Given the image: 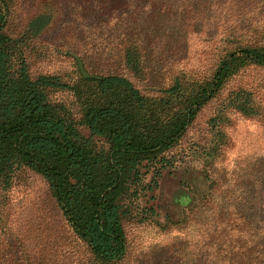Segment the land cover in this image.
Wrapping results in <instances>:
<instances>
[{
  "label": "trees",
  "instance_id": "trees-1",
  "mask_svg": "<svg viewBox=\"0 0 264 264\" xmlns=\"http://www.w3.org/2000/svg\"><path fill=\"white\" fill-rule=\"evenodd\" d=\"M186 2L39 0L23 32L10 36L5 28L12 0H0V218L14 173L29 169L45 181L64 224L89 254L72 260L67 255H24L25 246H20L1 251L0 264H126V222L155 220L161 228L172 222L165 214V224L156 221L164 172L184 169L182 160L168 153L230 79L249 67L264 69V9L235 26V9L224 6L216 13L219 32L196 31L211 38L204 56L213 54L212 59L195 55L156 70L149 52L155 49L159 26L173 23L178 9L186 11ZM58 23L61 48L78 55L71 56L72 79L30 71V42ZM97 23L109 27L111 47L100 59L108 69L80 52L89 26ZM71 32L76 33L72 41ZM186 33L184 45L187 36L196 34ZM56 93L69 94L70 106L58 101ZM225 98L222 109L245 117L259 113L250 91L229 89ZM222 109L209 121L214 141L201 147L207 157L220 149ZM255 210L264 213V205L239 213L236 221L248 225V212ZM260 236H251L257 252ZM212 256V264L220 262ZM229 256L233 259L226 264H264V255Z\"/></svg>",
  "mask_w": 264,
  "mask_h": 264
},
{
  "label": "rangeland",
  "instance_id": "rangeland-1",
  "mask_svg": "<svg viewBox=\"0 0 264 264\" xmlns=\"http://www.w3.org/2000/svg\"><path fill=\"white\" fill-rule=\"evenodd\" d=\"M38 1L12 0L5 28L7 34L18 36L23 32L27 17L36 9ZM186 3L185 12L178 9L173 15V23L166 28L164 24L159 26L161 29L152 44L155 49L149 52L156 70L168 69L174 62L195 55H200L202 60L212 59L213 54L204 56L210 48L206 41L211 38L196 31L207 29L210 35L216 29L219 32L220 14L216 13L224 6L235 9L231 13L235 26L246 24L264 9V0H189ZM187 18L190 22H186ZM59 25L30 42L27 50L31 56V74L74 77L71 56L78 55L73 49L61 48ZM105 26L104 23L90 25L84 47L80 48L82 57L90 56L102 69L110 67L101 66L100 62L111 47L109 27ZM193 30L195 36H187L188 42L184 45L186 32ZM73 35L76 33H70V41ZM158 51L161 56L154 58ZM236 88L252 93L259 104L258 114L245 117L231 108L222 109L227 105V91ZM55 98L68 106L72 103L67 93H56ZM221 109L224 120L218 126L223 135L218 143L220 149L216 156L207 157L201 147L206 149L214 141L209 121ZM82 133L86 134L83 130ZM168 154L186 165H182L185 170H177L173 175L165 171L160 181L156 221L165 224V214L172 222L166 223L165 228L159 227L155 220L143 224L134 220L126 222V264H212V255L220 259L214 264H226L233 259L229 255H264V213L248 212L250 220L246 226L236 221L239 213L264 205V69L249 67L230 79L221 95L200 110ZM245 195L249 199L241 200ZM4 198L0 253L25 246L24 255H67L71 260L89 255L72 237L38 174L26 168L15 172ZM257 233L261 234L258 237L260 253L253 250L251 237Z\"/></svg>",
  "mask_w": 264,
  "mask_h": 264
},
{
  "label": "water",
  "instance_id": "water-1",
  "mask_svg": "<svg viewBox=\"0 0 264 264\" xmlns=\"http://www.w3.org/2000/svg\"><path fill=\"white\" fill-rule=\"evenodd\" d=\"M74 57L76 58V56L74 55ZM79 65H81L80 63H79Z\"/></svg>",
  "mask_w": 264,
  "mask_h": 264
}]
</instances>
